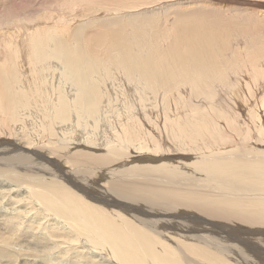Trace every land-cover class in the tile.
Listing matches in <instances>:
<instances>
[{"label":"bare ground","instance_id":"obj_1","mask_svg":"<svg viewBox=\"0 0 264 264\" xmlns=\"http://www.w3.org/2000/svg\"><path fill=\"white\" fill-rule=\"evenodd\" d=\"M27 1L22 15L0 2V143L21 139L0 147V204L12 205L0 210V228L25 234L27 248L41 244L47 256L79 243V264H264V149L257 148L264 145V4L189 0L172 8L169 25L132 26L128 35L110 19L96 21L152 0H117L123 9L106 0L89 7V0L80 8L95 13L80 20L74 0L55 3V14L50 0ZM233 34L242 39L235 46ZM127 91L137 100L128 101ZM235 93L257 99L245 107L250 123L222 109ZM167 94L176 101L172 115ZM148 95L162 108L153 120L144 110ZM118 97L129 114L113 124L106 116L117 115ZM37 109L45 123L32 119ZM35 122L41 128L30 136ZM73 132L79 138L69 139ZM63 159L67 177H76L72 186L48 165ZM17 166L45 193L18 184L14 173L2 179ZM94 166L104 183L86 176ZM27 200L68 225L56 222L53 232L49 217L34 223L36 216L17 209ZM0 244L1 255L9 244Z\"/></svg>","mask_w":264,"mask_h":264},{"label":"rangeland","instance_id":"obj_2","mask_svg":"<svg viewBox=\"0 0 264 264\" xmlns=\"http://www.w3.org/2000/svg\"><path fill=\"white\" fill-rule=\"evenodd\" d=\"M10 3V5H7V6H12L11 8H13V10H15L13 13L14 14H20L21 13V15L23 14L21 11L22 10H26V8L25 7H27V4L29 3V1H27V0H25V2L27 1V4L25 3L24 4V0H0V2L1 3H4L5 5L6 4H9L8 2ZM21 1H23V2H21ZM79 1H80V3H79ZM114 1V2H113ZM152 1H154V2H152ZM151 1V3H148L147 5L146 4H144V6H142V7H139V9L140 10H138L137 12H134L133 10L134 9H129V8H127V9H125V10H121V11H113V13L111 14L112 16H107L108 18H106V17H101V18H99L98 20H100V21H96V24H98V23H102V22H104V20L103 19H110V20H108V21H110V22H113V26L115 27V29H119V31L120 32H124L125 34L127 33L128 35H129V32H130V27H132V26H140V27H143V28H147L149 25L151 26V27H157V28H162L163 26H165V24H167L168 23V25H169V23L171 22V19L172 18H168V16H170L171 15V12H173L174 11V9H172V8H184L185 6H187V5H190L191 4V2L189 1V0H173V1H171V2H173V3H171V4H164V3H167V2H164V0H152ZM203 1L204 0H199V2L200 3H203ZM233 1H235V2H233ZM241 1H245V0H241ZM50 3H51V8H50V10H51V12L52 13H59V9H58V7H59V5H57V4H55V3H59V4H63V5H66V1H63V0H60V2H57L56 0L54 1L53 0V2H52V0H50L49 1ZM65 2V3H64ZM72 3H70V1L68 2L69 3V5L71 6V4H73L74 2V6H75V8L77 9V10H79V20L80 19H87V18H84L85 16H89V15H93L95 12L94 11H92V10H88V9H85V8H80L81 6L83 7V6H86L87 4H88V2H89V0H74V1H71ZM76 2H77V5L79 6V7H76L77 5H76ZM112 2V3H111ZM186 2V3H185ZM234 3V5H243V3L241 2V4L240 3H237V2H240V0L238 1H236V0H230V2L229 3ZM255 2L256 3H258V4H264V0L263 1H261V0H255ZM15 3H16V6H15ZM107 5H109V6H111L112 7V5H113V7L114 6H117V7H119V9H123V8H125V6H123V5H125L126 4V2L125 3H122V5L121 4H119V5H116V3H117V0H106V2H105ZM105 3H102V4H100L99 6H98V8H101V7H103V4H105ZM109 3V4H108ZM181 3V4H180ZM14 6H13V5ZM23 4V5H22ZM110 4H112V5H110ZM21 5H22V7H21ZM25 5V6H24ZM30 5V4H29ZM54 5L56 6L57 5V9L54 7ZM73 6V7H74ZM123 6V7H122ZM20 7V8H19ZM29 7V6H28ZM27 7V8H28ZM43 7H48V6H43L42 5V8ZM54 7V8H53ZM89 7H92V3H91V0H90V4H89ZM146 7H150L149 9H145ZM24 8V9H23ZM19 9V10H18ZM97 9V8H96ZM136 9H138V8H135V10ZM56 10V11H55ZM98 10H101V9H98ZM17 11H19V12H17ZM102 11H104V10H102ZM96 19H94V20H91V21H87V22H84L83 23V27H81L82 29H85V30H89V25L92 23V22H94ZM80 25V24H79ZM236 34H233V35H231L232 36V39H231V42H232V45L233 46H235V43L236 42H238V43H240L241 41H242V39H241V37H239V36H235ZM229 39V40H230ZM172 82V81H171ZM174 82H172V84H173ZM129 91H127V93L124 95L125 96V98L126 99H128V101H134V100H137V95L135 94V96H133V95H129V93H128ZM131 92V91H130ZM240 93H244L243 91L242 92H240ZM263 92H258L257 93V99L259 100H261V98H262V94ZM262 94V95H261ZM235 96H232V94H229V97H232V98H223V102H227V106H228V108L226 107V105L224 106H222V109H225V111H227L228 110V112L230 113V115L231 114H235V113H237V112H235V111H238L239 112V114H241V117L239 118V122H241V121H245V122H249L250 123V121H249V116H248V114L246 113L247 112V108H245V107H250L251 105H253L254 104V101L255 100H257V99H252V100H247V102L245 101H241L242 99H240V97H237L236 96V93L234 94ZM244 95V94H243ZM259 95H261L260 97L261 98H259ZM113 96H114V94H113ZM127 96V97H126ZM171 96H173L172 94L170 95V94H167V96H164L165 97V99H166V103H167V111H166V115H172V114H174L173 113V111H171V110H173V108H174V106H175V104H176V101L174 100V99H171V98H169V97H171ZM196 96V95H195ZM195 96H194V94L193 95H191V98H195ZM264 96V95H263ZM152 96H150V95H148L147 96V99L146 98H144V101H145V108H147V109H144L145 110V113L147 114V115H149L150 116V118L153 120V118L151 117V114L153 115L156 111H162V108H160L159 107V103L157 102V100H154L153 98H151ZM219 97H221L220 95H219ZM37 100H34L36 103H34V104H41V105H44L45 103H46V101H43V102H38L39 101V99L40 100H42L41 98H36ZM146 99V100H145ZM149 99V100H148ZM227 101H226V100ZM235 99V100H234ZM122 100H124L123 98H121V97H118L116 100L114 99L113 100V106L112 107H115V112L117 113V115L116 114H112L111 112L109 113V116H106V117H108L107 119L111 122V123H113V124H118V121H120V120H123V119H125V116L126 115H128L129 113L126 111L127 109H124V107H122L121 106V102H122ZM259 100V101H260ZM230 101L231 102H233V103H230ZM237 101V102H236ZM240 101V102H239ZM151 102H153V103H151ZM155 102V103H154ZM229 102V103H228ZM115 103V104H114ZM245 105H247V106H244V104ZM235 104H238V106H236ZM249 104V105H248ZM231 106V107H230ZM236 106V107H235ZM38 107V106H37ZM256 108H258V106H255ZM254 107V108H255ZM186 108V107H185ZM243 109V110H242ZM125 110V111H124ZM133 110V109H132ZM218 110V109H217ZM230 110H232V112L230 111ZM38 111V112H37ZM37 111H36V113L33 111L32 112V114H33V117L34 118H32L33 120H35L36 119V117L38 116V117H40V119H39V122H44L45 123V119L44 118H42L43 116H42V113L37 109ZM153 111V112H152ZM219 112L221 111V110H218ZM234 111V112H233ZM246 111V112H245ZM119 112V113H118ZM125 112V113H124ZM127 112V113H126ZM258 112V111H257ZM261 112H262V110H261ZM123 113V114H122ZM142 113V112H141ZM140 112H137V111H135V114H137V115H141L142 116V114H141ZM247 115H246V114ZM41 115V116H40ZM247 116V117H246ZM71 118H72V116L70 117V119H68L67 120V122H68V124L69 123H71ZM249 118V119H248ZM119 119V120H118ZM240 119H242V120H240ZM245 119V120H244ZM124 121V120H123ZM146 122H147V120H145L144 119V123L146 124ZM219 123L221 124V125H223V121H219ZM35 124V125H34ZM31 129H30V131H29V133H30V136H32V133H36L37 131H38V128H41V127H39L38 126V122L36 123H32L31 125ZM35 127V129H34V127ZM74 132H76V133H78L79 134V128H77ZM72 133V136L69 138V139H72V138H79V135H77V134H75V133ZM46 133H48V132H46ZM158 134V132L155 130V133H154V135H157ZM21 135H23V134H21ZM30 136H29V138H30ZM166 136V135H165ZM165 136L164 137H162L161 139H160V142L161 143H164L165 144ZM17 137V138H16ZM19 136H17V135H15V137L14 136H12L11 137V139L8 137V139L7 140H9L8 142L9 143H6V144H1L0 143V147H3V146H5V145H9V147L8 148H10V147H13L14 146V144H12V143H16V141H18V140H20V142H21V139L20 138H18ZM24 137H26V135L24 134ZM6 138V137H5ZM29 138H27V139H29ZM54 138V137H53ZM32 141H34L32 138H30ZM29 139V140H30ZM35 139H37V138H35ZM165 139V140H164ZM67 140H68V138H67ZM19 141H18V144H21ZM74 144V143H73ZM3 145V146H2ZM81 145V144H80ZM77 145L79 148H81L82 150H90V151H103V149L101 148H98L97 150H94V146H90V147H92L91 149H88V148H86V147H84V145ZM165 145H167L168 146V144H165ZM43 145H40V147H38V148H40V149H43V152H41V153H43L42 155L44 156V155H48L49 154V151L48 150H45V149H47L45 146H43ZM50 148H51V143L48 145ZM69 146V145H68ZM7 147V146H6ZM45 147V148H44ZM70 147V146H69ZM69 147H68V149H69ZM14 148V147H13ZM77 149V150H79V151H82L81 149ZM97 148V147H96ZM258 149H260V150H262L263 151V149H264V145H262V146H259V147H257ZM67 149V150H68ZM59 150H61V149H59ZM40 152V151H39ZM46 152V153H45ZM74 152H76L75 150H72L70 153H69V155H71V154H73ZM66 153V152H65ZM158 154H159V152H157ZM156 153V154H157ZM155 154V153H154ZM261 154V153H260ZM260 154H259V156H260ZM50 155V154H49ZM56 156V155H55ZM44 158V157H43ZM43 158H42V156H41V160L44 162V164H45V161L46 160H43ZM63 158V157H62ZM45 159V158H44ZM63 162H64V159L63 160H61V162H57V163H54L53 162V164L55 165H53L52 163L51 164H48L51 168H53V170L56 172V173H58V174H60L61 175V177H63L62 179H64V182L67 184V186L69 185V186H72L73 185V180L74 179H76V177L75 176H73L72 174H70L68 177H70L71 179H69L68 177H67V175H66V172L65 171H68V167H67V165L65 164V166H64V164H63ZM66 162V161H65ZM60 165H59V164ZM120 163H122V162H118V163H115L114 164V166H112L113 168H116L118 165H120ZM67 164H69V163H67ZM24 165V164H23ZM57 166H59L58 168H57ZM62 167V169H61V167ZM85 166H87V165H85ZM20 167H23V166H17V167H15V168H12V167H8L7 168V170H11V171H14V172H7V173H4L5 174V176H3L2 177V179L3 178H5L4 180H8V179H13L11 176H7V174H13L14 173V175L16 176V178L19 180V181H21L22 183H18V184H23V185H26V186H32V188L33 189H39V190H41L43 193H45L43 190H42V188H41V185H40V182H39V180H38V178H36V179H33V176L30 174V173H28V172H26L25 170H22ZM71 167H72V165H71ZM97 166H94V167H89L88 169L89 170H87L88 172L86 173V176H89L88 178H90V179H94V180H97L98 181V184H102V183H104V180H101V177H99V175H102V170H100L99 168H96ZM76 167H72L71 169H74V170H76V171H80V172H82L83 170H78V169H75ZM95 168V169H94ZM95 170H99V172H97V171H95ZM93 172V173H92ZM96 173V174H95ZM99 173V174H98ZM66 178V179H65ZM74 178V179H73ZM103 179H105V178H103ZM79 181H80V179H79ZM10 184V181H9V183L7 184V185H9ZM81 184V183H80ZM4 185V186H3ZM7 185L6 184H2V188H6L7 187ZM82 185V184H81ZM20 194H23V193H20ZM88 198V197H87ZM93 199L94 198H96V197H92ZM96 201L97 202H99L97 199H96ZM6 203H8V201L7 202H2L1 204H0V210L3 208V207H5V208H9V207H11L12 205H6ZM27 206V207H26ZM20 207V208H19ZM19 207H17V209H25V210H28L29 211V213H32L31 214V218L33 217V216H36V217H33V220L32 221H34V223L35 222H37V220H41V219H39L40 217L39 216H43L44 218H46V217H49V219H47V222L46 223H48V228H51V230L53 231H55V228L54 227H56V225H57V223H59V225L60 224H62V222L63 223H65V225H68V223L66 224V222H64V221H62V220H64V219H62V218H59L58 220L59 221H61V223L60 222H57V218L56 219H51L52 217H55L54 215H52L51 213L49 214V212H44V211H42V210H40L41 212H43L44 214L43 215H41L39 212H36L37 211V209L39 208L38 207V204L37 203H33V202H30V201H28L27 200V202L26 203H23V204H21V205H19ZM23 207H26V208H23ZM34 207V208H33ZM33 212H35V213H33ZM36 214V215H35ZM49 214V215H48ZM35 219V220H34ZM61 219V220H60ZM55 221V222H54ZM45 222V221H44ZM57 222V223H56ZM29 223V222H28ZM33 226H34V224H33ZM2 228H0V239H2V240H4V241H6L7 242V245L9 246H6L5 248H7L6 250H4L2 253L3 254H1L0 255V264H79V252L77 253L76 252V250L75 249H78L79 250V243H77V246L76 245H74L73 247L72 246H69V247H62L61 248V250L65 253V255H63L64 253H62V255L61 256H59V257H57V252H54L53 254H51V255H46L45 253H40V249L42 250L43 249V247H42V245L41 244H39V246H37L36 247V245L35 246H33V247H29V248H27V244L25 243L26 242V239H28V237L27 236H25V234L23 235L22 233L20 234V236H11V234L10 233H8V232H6L5 230H1ZM53 231V232H54ZM3 232H6V233H3ZM22 235V236H21ZM57 235H59V234H57ZM10 237H12V238H10ZM20 238V239H19ZM26 238V239H25ZM8 240H9V243H8ZM23 241V242H22ZM20 242V243H19ZM0 245H2V244H0ZM11 246V247H10ZM22 247V248H21ZM74 248V249H72V248ZM1 249V248H0ZM20 249V250H19ZM77 250V251H78ZM17 251V252H16ZM29 256H28V255ZM30 254H32V255H30ZM78 254V255H77ZM24 255V256H23ZM77 255V256H76ZM54 256H56V257H54ZM64 256V257H63ZM23 258V259H21V258ZM17 258V259H16ZM71 258V259H70ZM47 259V260H46Z\"/></svg>","mask_w":264,"mask_h":264}]
</instances>
